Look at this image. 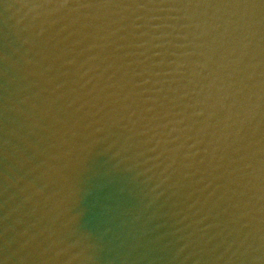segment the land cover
<instances>
[{"label":"clouds","instance_id":"9594fccd","mask_svg":"<svg viewBox=\"0 0 264 264\" xmlns=\"http://www.w3.org/2000/svg\"><path fill=\"white\" fill-rule=\"evenodd\" d=\"M0 16L40 182L6 253L91 264L72 209L102 147L145 209L167 205L171 264H264V0H0Z\"/></svg>","mask_w":264,"mask_h":264},{"label":"water","instance_id":"95a60500","mask_svg":"<svg viewBox=\"0 0 264 264\" xmlns=\"http://www.w3.org/2000/svg\"><path fill=\"white\" fill-rule=\"evenodd\" d=\"M22 51L0 16V205L26 192L27 184H40L37 174L30 171L39 157L21 140V120L11 107L16 78L11 62L19 60ZM32 139L35 142V138Z\"/></svg>","mask_w":264,"mask_h":264}]
</instances>
